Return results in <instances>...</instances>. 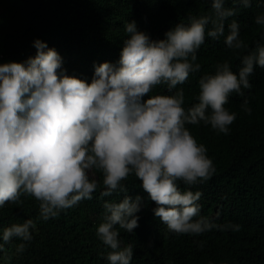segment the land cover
<instances>
[{"label": "clouds", "instance_id": "1", "mask_svg": "<svg viewBox=\"0 0 264 264\" xmlns=\"http://www.w3.org/2000/svg\"><path fill=\"white\" fill-rule=\"evenodd\" d=\"M232 4L210 0L208 12L175 23L163 38H153L135 19L125 21L119 59L95 63L90 81L69 74L59 51L40 38L33 41L34 55L0 63V208L21 204L22 194L39 201L36 219L0 230V250L13 238L31 241L38 220L58 217L97 190L104 211L96 235L107 264H131L134 247L122 245L120 230L134 232L147 201L155 202L154 216L177 234L240 229L239 223L201 215L202 192L180 186L203 183L216 171L206 146L186 125L203 122L227 134L237 116L226 107L230 95L244 96L255 66L264 67L262 38L246 53L237 52L238 71L224 59L201 75L196 102L185 106V90L177 86L201 69L197 52L206 36L223 37L234 52L249 48L238 21H227L251 0ZM254 22L264 26V10ZM157 85L171 94L150 95ZM241 107L252 111L247 98ZM130 174L143 192L130 191ZM25 247L17 244L16 252Z\"/></svg>", "mask_w": 264, "mask_h": 264}, {"label": "trees", "instance_id": "2", "mask_svg": "<svg viewBox=\"0 0 264 264\" xmlns=\"http://www.w3.org/2000/svg\"><path fill=\"white\" fill-rule=\"evenodd\" d=\"M8 1L5 8L1 3L0 7L24 21L22 28L9 29L4 36L2 51L7 60L22 61L34 55L33 41L40 38L59 51L69 74L89 81L95 63L119 59L127 35L125 21L135 19L138 27L153 38H163L175 23L188 22L189 16L210 10V0H38L33 5L30 0ZM226 6H234L232 0H227ZM262 10L264 5L251 0L250 7L241 6L228 18L227 22L235 19L240 24V35L248 49L234 52L226 47L223 37L206 36L197 52L201 69L177 86L185 90L186 107L196 102L201 75L214 71V64L224 59L238 71L237 52L246 53L264 38V26L254 22L255 15ZM250 83V89H243L244 96L230 95L226 107L237 116L227 134L218 133L203 122L186 125L197 142L206 146L216 171L203 183L186 186L180 182L181 188L191 187L193 191L202 192L201 215L217 223H239L240 229L214 228L198 235L177 234L154 216L155 202L147 201L140 210L134 232L120 230L122 245L131 243L134 247L131 264H209V261L213 264H264V67L255 66ZM155 94L171 93L166 86L157 85L150 93ZM245 98L251 113L241 107ZM95 178L102 188L99 172ZM125 183L133 194L143 192L134 175L130 174ZM21 201L19 205L6 202L0 208V230L29 217L36 219L39 201L24 194ZM103 211L97 190L92 199H82L58 217L38 220L31 241L13 238L12 243H25L20 253L28 254L29 264H107L105 246L96 235ZM4 253V249L0 250V261Z\"/></svg>", "mask_w": 264, "mask_h": 264}, {"label": "rangeland", "instance_id": "3", "mask_svg": "<svg viewBox=\"0 0 264 264\" xmlns=\"http://www.w3.org/2000/svg\"><path fill=\"white\" fill-rule=\"evenodd\" d=\"M38 0H30L31 4H36ZM0 3L3 5V8H5L8 4V0H1ZM20 16H16L13 12L9 10H3L2 7H0V63L8 61L3 56L2 46H3V39L6 35V32H8L9 29L17 28V27H23V21ZM93 217L91 216V219ZM5 253L3 254V262L4 264H29V256L28 254H22L16 252V245L12 243V241L5 244L4 248ZM10 258V259H9Z\"/></svg>", "mask_w": 264, "mask_h": 264}]
</instances>
